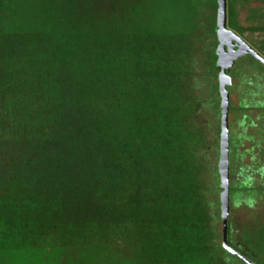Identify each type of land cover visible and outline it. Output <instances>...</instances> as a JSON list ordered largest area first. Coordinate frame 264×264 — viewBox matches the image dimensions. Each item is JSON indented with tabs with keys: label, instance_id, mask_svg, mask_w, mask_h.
<instances>
[{
	"label": "trees",
	"instance_id": "1",
	"mask_svg": "<svg viewBox=\"0 0 264 264\" xmlns=\"http://www.w3.org/2000/svg\"><path fill=\"white\" fill-rule=\"evenodd\" d=\"M216 10V0H0V264H245L224 251L219 197L198 183L195 57L207 45L218 76ZM233 20L229 6L227 28L241 35ZM245 101L264 112L262 95ZM229 136L230 207H251L264 164L233 178L230 126ZM216 177L220 195L217 167ZM234 235L228 219V245L264 264V225Z\"/></svg>",
	"mask_w": 264,
	"mask_h": 264
},
{
	"label": "rangeland",
	"instance_id": "2",
	"mask_svg": "<svg viewBox=\"0 0 264 264\" xmlns=\"http://www.w3.org/2000/svg\"><path fill=\"white\" fill-rule=\"evenodd\" d=\"M229 6L233 10L235 25L242 30V34L239 36L264 57V0H227V7L229 8ZM214 13L215 10L206 11L202 19L201 32L203 34L208 26L212 25L210 19L214 17ZM228 29L232 30L229 27ZM235 33L237 34V32ZM209 50L207 45L202 46L195 57L199 67L200 80L204 84L195 94L201 106L194 116L192 125L201 131L202 138V146L197 154L202 167L198 174V183L204 186V191H207V199L212 201L219 197L215 186L218 184L216 167L219 158L220 101L217 90V72L215 73L207 62ZM229 76L233 79V86L229 88L231 102L229 126L234 178V175L238 174L239 168L250 166L252 171H257L264 164V112L255 108L242 110L243 105L246 104L245 100H248L252 93L264 97V69L256 60L242 58L235 63ZM255 99L263 101L262 98ZM244 115L252 121L251 126L240 125ZM238 138L240 141L237 142ZM251 149L255 155L252 161H250V155H245L244 159L237 155ZM258 175H254L252 188L264 190V173L261 176ZM229 221L235 234V243L248 230H255L264 225V197L255 198V203L251 207L243 203L231 206Z\"/></svg>",
	"mask_w": 264,
	"mask_h": 264
},
{
	"label": "water",
	"instance_id": "3",
	"mask_svg": "<svg viewBox=\"0 0 264 264\" xmlns=\"http://www.w3.org/2000/svg\"><path fill=\"white\" fill-rule=\"evenodd\" d=\"M216 4V66L219 69L217 82L220 98V134L217 172L221 189L219 203L222 223V247L225 252L238 258L245 264H254L232 249L227 242L228 219L230 214V136L228 125L230 94L227 89L233 86V80L229 76V73L236 62L250 55L264 67V59L233 31L227 28V0H216ZM236 48L237 50H235Z\"/></svg>",
	"mask_w": 264,
	"mask_h": 264
},
{
	"label": "flooded vegetation",
	"instance_id": "4",
	"mask_svg": "<svg viewBox=\"0 0 264 264\" xmlns=\"http://www.w3.org/2000/svg\"><path fill=\"white\" fill-rule=\"evenodd\" d=\"M236 34V33H235ZM238 37H240L238 34H236ZM241 38V37H240ZM242 39V38H241ZM243 40V39H242ZM244 41V40H243ZM245 42V41H244ZM250 46V45H249ZM253 50H254V48L252 47V46H250ZM235 50H237V48L235 49ZM255 51V50H254ZM256 52V51H255ZM258 53V52H257ZM259 54V53H258ZM260 55V54H259ZM260 57L261 58H264V57H262V55H260ZM244 58H253L252 56H250V55H248V56H246V57H244ZM258 62V61H257ZM259 63V65L264 69V67H263V65L260 63V62H258Z\"/></svg>",
	"mask_w": 264,
	"mask_h": 264
}]
</instances>
